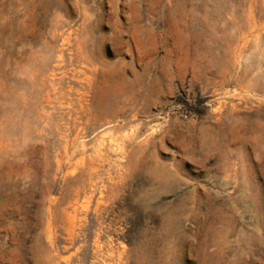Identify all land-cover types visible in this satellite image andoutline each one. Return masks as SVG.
Listing matches in <instances>:
<instances>
[{"label": "rangeland", "instance_id": "obj_1", "mask_svg": "<svg viewBox=\"0 0 264 264\" xmlns=\"http://www.w3.org/2000/svg\"><path fill=\"white\" fill-rule=\"evenodd\" d=\"M0 264H264V0H0Z\"/></svg>", "mask_w": 264, "mask_h": 264}]
</instances>
